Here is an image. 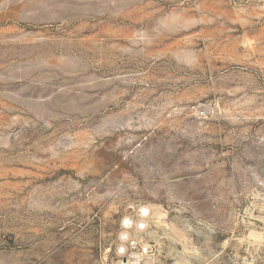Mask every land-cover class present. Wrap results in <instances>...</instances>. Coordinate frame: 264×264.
Instances as JSON below:
<instances>
[{
  "label": "rangeland",
  "instance_id": "374dc122",
  "mask_svg": "<svg viewBox=\"0 0 264 264\" xmlns=\"http://www.w3.org/2000/svg\"><path fill=\"white\" fill-rule=\"evenodd\" d=\"M126 218L264 264V0H0V264H116Z\"/></svg>",
  "mask_w": 264,
  "mask_h": 264
},
{
  "label": "built area",
  "instance_id": "2783aa9c",
  "mask_svg": "<svg viewBox=\"0 0 264 264\" xmlns=\"http://www.w3.org/2000/svg\"><path fill=\"white\" fill-rule=\"evenodd\" d=\"M142 225L139 222V228L143 229L144 226ZM132 226L127 227L124 225V231H129L131 234L129 239H122L121 235L123 231L120 234L121 244L118 247L116 264H150V260L154 256L152 245L146 242L137 247L136 240L129 230Z\"/></svg>",
  "mask_w": 264,
  "mask_h": 264
},
{
  "label": "bare ground",
  "instance_id": "6f19581e",
  "mask_svg": "<svg viewBox=\"0 0 264 264\" xmlns=\"http://www.w3.org/2000/svg\"><path fill=\"white\" fill-rule=\"evenodd\" d=\"M139 214H140V217L142 218L140 223L143 224L142 226H144V229L147 228V226H148V221H147L148 218H155V220L157 219V221H156L157 223H163L164 218L166 216L165 212L161 211L160 209H157L156 207H154L152 205L141 206L139 208ZM124 225L127 227H130L131 225H133V222L130 218H126L124 220ZM138 225H139V223H138ZM130 236H131V234L129 231H123L122 235H121L122 239H124V240L129 239Z\"/></svg>",
  "mask_w": 264,
  "mask_h": 264
}]
</instances>
